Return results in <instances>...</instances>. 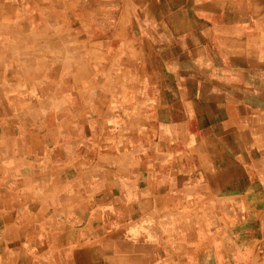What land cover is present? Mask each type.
<instances>
[{
	"label": "crops",
	"instance_id": "obj_1",
	"mask_svg": "<svg viewBox=\"0 0 264 264\" xmlns=\"http://www.w3.org/2000/svg\"><path fill=\"white\" fill-rule=\"evenodd\" d=\"M11 1L0 5V10H12ZM211 1L214 0H204V3L208 6ZM15 2L16 9L34 15L37 7L34 8L33 3L43 10L41 0H16ZM216 2H218L216 13L219 23L211 19V12L202 14L201 19L204 23L206 22L209 34L213 32L210 28L217 27L218 45L216 48L222 58L220 44L225 40L226 32L232 33L233 37L240 38L245 33L251 34L253 28L264 27V0H248L241 3L244 6L239 5L241 10L248 13L243 14L240 20L228 23L225 20L226 1L223 4L221 0ZM141 3H145L144 0ZM170 4L167 9L170 16L176 15L177 3ZM185 10L192 11V7ZM98 11L93 10L95 15L99 13ZM48 12L49 15H42V19L45 18L50 24V10ZM41 14L44 13L41 12ZM150 22L152 21H148L143 26L152 27ZM154 22L157 28L159 25L156 21ZM95 24L94 27L98 28L95 33L104 34L102 37H96L98 42L110 45L111 48L114 44L125 42L116 37L118 26L115 22L105 20ZM159 24L169 29V36L174 34V30L172 33L170 30L177 27V23L167 19H162ZM5 30L9 32L8 36L2 34V31L6 32ZM148 32H144V41L151 43L149 38L152 35L148 36ZM52 33L54 34L48 37L43 33L18 27L15 20H1L0 17V36L5 37H0V108L5 106L12 108L11 98L15 94L11 93H16L19 99L26 101V105L29 106L31 103L32 106L35 105V111L39 109L42 111L44 107V114L42 111V115L31 116L32 123L36 121L47 127L58 123V128L63 129V124L66 122L70 124L73 120L74 123H81L82 86L80 73L76 74L77 80L74 79L73 82L66 80L67 74L62 67L63 61H66V57L62 54L65 46L61 45L63 48L61 53L60 47L55 50L49 44L46 45V52H43L41 46H34L35 43H41L47 38L46 43H52L55 37L63 38L59 32L53 31ZM167 37L161 35L159 38L163 42ZM171 37L174 40L173 36ZM221 38L224 40H220ZM262 39L264 40V37ZM19 44H25L26 49H30L27 50L29 53L25 58L19 56L23 53ZM260 49L250 53L244 51L245 55L244 52L238 54V59L251 62H242L235 68L236 72L239 70L240 74H254L250 71L251 69L247 70V66H256L264 70V50ZM225 72L224 67L219 69L221 77L219 76L220 80L218 79L217 82L224 84L222 78ZM168 90L172 91V88ZM213 90L221 93V100L209 99L199 100V102L200 105L206 106L208 114H214L215 118H219L221 124H242L244 123L242 119L247 118L254 124H264L262 100L258 97L253 100V95H251L252 99L247 98V92L255 91L252 84L240 85L238 89L240 93L238 92L239 95L235 101L226 100V85L220 87V90ZM149 101L147 105L149 107L179 109L178 112H170V123H175L176 126H168V129L166 126L162 127L163 132L157 138V144L153 146L150 144L149 147L145 146L142 152L134 153L138 159L136 163L130 165L127 161H123L115 164V170L111 169L112 173L108 177L100 178L99 184L90 180L83 185L81 174L71 176V171L65 164L53 166L58 168V171L53 170L52 167L44 170L42 181L39 183L28 174L38 173L39 170L33 172L23 165L19 167L13 163L1 164V205L9 202L15 203L29 197L34 205L35 198L31 197V194L34 195V191H37L36 187L40 189L38 191H41L40 197L36 198L42 199L43 203H39L40 213L21 210L15 214L11 211L9 220L1 217L8 207H0V264H145L148 258L149 264H242V252H246V248H248L247 251L256 249L255 240L257 239L254 235L257 236L258 225L262 230L264 223V217L260 213L257 214L254 207L261 199L260 191L256 190L255 185L258 181L254 180L248 194L242 196L238 194V187L241 185L240 174L236 179L234 175H230L231 171L215 165L211 170L209 164L207 168H196L192 159L188 157L183 162L184 153L188 152L192 155L194 151V143H192L194 133H187L181 130V127L185 126L187 129V125L194 123L195 102L192 99L167 100L164 98ZM70 108L73 109V119L66 114V110ZM60 109H66L64 114H59ZM76 109L79 110L75 112ZM11 118L10 116L3 120L0 113V122L9 121ZM207 121L211 122L210 118ZM17 123L19 122L16 121L15 124ZM33 131H37L35 127ZM255 131L258 135V130ZM36 135L39 141L42 137L47 140L54 138L50 136L47 138L46 134L44 136L41 133ZM257 135L250 138L251 141L247 144L248 150L257 151L263 147ZM58 136L60 134L56 135V140L59 139ZM77 138L79 141L81 136L78 134ZM147 138L151 137L146 136L145 139ZM11 139L17 142L18 133L15 132ZM180 144L182 148H178ZM128 146L130 144L125 145V148ZM55 149L56 147H51L52 152L61 153ZM197 149L199 152L204 150L209 154L210 142L206 147L203 143L199 144ZM146 156L148 158L142 161L141 158ZM74 158L80 161L81 152L77 151ZM16 178L20 180L17 181ZM211 179L218 188V192L223 189L232 192L229 195L211 196ZM39 184L42 185L39 186ZM114 184L118 185L113 186ZM117 186L120 187V191ZM55 189L60 193L59 196L54 197L49 194L51 192L53 194ZM83 191L89 193L88 198L76 196L77 192L83 193ZM66 192L69 194L66 200L60 201L59 197L67 194ZM44 195H47L45 197L47 199L43 198ZM148 199V204H150L148 211L154 208L152 218L140 212ZM59 203L63 205L70 203L71 205L53 210V205ZM211 203L215 205L214 208L223 203L239 207V209L249 203L250 207L245 208L247 217H244L242 212L239 216L231 210H224L220 214L215 213L214 210L211 213ZM76 204H79L80 209L76 207ZM17 215L20 216L19 220L27 224L18 227ZM31 221L34 222L31 223ZM38 221H41L40 224ZM39 225L41 228L37 227ZM210 227L213 229L212 234H210ZM243 234L245 240L240 237ZM146 249L149 251H145ZM183 252L185 254H181ZM149 254L150 256H147Z\"/></svg>",
	"mask_w": 264,
	"mask_h": 264
},
{
	"label": "rangeland",
	"instance_id": "obj_2",
	"mask_svg": "<svg viewBox=\"0 0 264 264\" xmlns=\"http://www.w3.org/2000/svg\"><path fill=\"white\" fill-rule=\"evenodd\" d=\"M0 1L3 4L9 2V0ZM15 1L10 2L12 10H0L1 20H15L18 27L34 30L48 37L54 34L53 31L62 34L63 38L55 37L52 43H46L47 38L41 43H35L34 46H41L43 52H46V45L49 44L55 50L60 47V53L63 51L61 45L65 46V51L62 54L66 57V61H63L62 67L67 74V82L77 80L76 74L80 73L83 107L80 111V124L74 123L72 120L70 124L69 122L64 123L63 129L58 128V123L47 127L36 121L32 123L33 120H31V116L42 115V111L44 114V107L42 111L40 109L35 111V105L32 106L30 102L31 104L28 103L30 104L28 106L26 101L18 98L16 93H11L15 94L11 98L12 108L9 106L0 108L3 120L12 117L9 121L0 122V166L3 163H13L19 167L21 165L28 167L33 172L39 170L38 173H28L29 176L34 177V181L39 183L42 181L44 170L52 167L53 170L58 171V168L53 166L65 164L70 169L71 176L81 174L83 185L90 180L99 184L101 179L112 173L111 169L115 170V164L123 161H127L130 165L136 163L138 159L134 153L142 152L144 147H149L150 144L151 146L157 144V138L163 132L162 127L166 126L168 129V126L175 125V123H170V112H178L179 109L149 107L147 106L149 100H159L160 98L167 100L192 99L195 102L194 123L187 125V129L185 126L181 127V130L194 133L192 140L194 151L192 155L185 152L182 156L183 162L188 157V159H192L196 168H207V164H209L210 169L215 165L218 168L231 171L230 175H234L236 179L240 174L241 185L238 187V194L242 196L248 194V190L253 186V181L257 180L256 190L260 191L261 199L259 204L254 207L257 214L260 213L264 217V124H254L247 118L242 119L244 122L242 124L223 125L219 118L214 117V114H208L206 106L200 105L199 102V100L209 99L221 100V93L213 89L220 90L223 85H226V100L235 101L240 93L239 86L250 83L254 86L255 91L247 92V98L252 99L251 95H253V100L258 97L264 104V74H262L264 70H260L256 66H247V70L251 69L250 71L254 72V74L250 73L251 75L240 74L239 70L237 72L235 70L242 62H251L238 59V54L244 51L247 53L256 52L261 50L260 48L264 50V40L262 39L264 27L253 28L251 34L245 33L240 38L233 37L232 33L226 32L225 40L224 38L220 39L224 40L222 43L220 41L221 58L216 48L218 45L217 27L210 28L213 32L209 34L206 22L204 23L201 19L202 14L211 12V19L219 23L216 13L217 0L211 1L208 6L204 0H159L158 3L157 0H144L145 3H141L142 0H41L43 10L33 3L34 8L37 7L35 15L16 9ZM169 1L172 4L177 3L178 12L176 15L170 16L168 12ZM225 1L226 23L240 20L243 14L248 13L242 11L239 6L244 7L241 3L248 0H221L222 4ZM188 7H192V11L185 10ZM49 10L50 24L45 18L42 19V15H49ZM93 10H99V13L95 15ZM162 19L177 23V27L170 30L171 33L174 30V34L171 35L174 40L169 36V29L159 24ZM105 20L115 22L118 26L116 37H119L120 41L124 40V43L114 44L111 48L110 45L98 42L96 37H102L104 34L95 33L98 28L94 25L96 22ZM148 21H152L150 22L152 27L143 26ZM154 21L159 25L157 28H155ZM145 31H149L148 36L152 35L149 38L151 43L144 41ZM2 34L8 36L9 32L3 33L2 31ZM161 35L168 37L162 42L159 38ZM24 45L19 44V48L23 52L19 56L22 58H25L30 50L26 49ZM221 67L226 69L222 78L224 84L217 82L219 76L221 77L219 75ZM260 71L261 73H259ZM169 88H172V91L168 90ZM190 88H192L191 91ZM122 101L124 102L122 103ZM65 110L60 109L59 114H64ZM78 110L76 109L75 112ZM66 114L72 118L73 109H67ZM209 118L211 122L207 121ZM16 121L19 123L15 124ZM34 127L38 132L33 131ZM241 130L242 132H240ZM15 132L19 137L17 142L11 139ZM37 133L44 136L46 134L47 138H54L47 140L42 137V140L39 141ZM56 133L60 134L57 140L55 139ZM78 134L81 136L79 141ZM254 135L260 138L258 141L262 143L263 147L257 151H250L247 144ZM146 136L151 138L145 139ZM208 142H210L211 148L209 154L204 150L199 152L197 146L203 143L206 147ZM128 144L133 147L125 148V145ZM51 147H56L55 150L61 151V153L52 152ZM182 147L181 144L178 146V148ZM77 151L81 152L80 161L74 158ZM147 158L146 156L141 159L145 161ZM15 180L19 181L20 179L16 178ZM115 185L118 184L113 186ZM117 188L120 191V187L117 186ZM36 189L34 195L31 194V197L35 198L34 205L30 202V197L24 199L25 201L22 200L23 202L0 204V207H8V210L2 214V219L9 220L11 211H14L15 214L21 210L40 213L38 211L39 203L43 202L42 199L36 198L40 197L39 193L41 192L37 187ZM217 189L211 179V196L229 195L232 192L226 191V189L218 192ZM57 193L55 189L53 194L52 192L49 194L55 197L60 194ZM67 195L69 194L61 195L60 201L66 200ZM77 195L89 197V193L85 191L77 192ZM46 196L44 195L43 198ZM55 201L57 202V200ZM88 202L90 203V201ZM148 203L149 199L140 212L146 217L152 218L154 208L148 211L150 205ZM69 205L54 204L53 210ZM77 206L80 209L79 204H76ZM214 206L211 203V213L214 210L219 214L224 210H231L237 213L236 215L240 216L242 212V215L247 217L245 208L249 209L250 204L246 203L241 209L228 203L218 204L217 208ZM107 209L104 210L108 211L109 209ZM19 217L17 215L18 227L26 225L27 222L19 220ZM33 222L31 221V223ZM40 222L38 221V224ZM40 226L37 227L41 228ZM258 226L257 236L254 235V238L257 239L255 240L257 242L256 249L247 251L248 248H246V252H242V264H264V248H262L264 245V223L262 230H260V225ZM212 233L213 229L210 227V234ZM244 236L243 234L240 237L245 240ZM6 263H8L7 259Z\"/></svg>",
	"mask_w": 264,
	"mask_h": 264
},
{
	"label": "bare ground",
	"instance_id": "obj_3",
	"mask_svg": "<svg viewBox=\"0 0 264 264\" xmlns=\"http://www.w3.org/2000/svg\"><path fill=\"white\" fill-rule=\"evenodd\" d=\"M1 2V1H0ZM3 3L1 2L0 3V5H2ZM9 30V29H8ZM6 31V30H5ZM6 32H8V31H6ZM5 32V33H6ZM0 37H2V38H5L4 36H0ZM42 57V56H41ZM47 59V58H46ZM50 59V58H49ZM50 64V63H49ZM28 77V76H27ZM152 210V209H151ZM154 211V210H153ZM154 216V215H153ZM127 243V242H126ZM131 242H129V244H130ZM127 245V244H126ZM184 251H186L185 249H183ZM145 251H149V249H146ZM155 252V251H154ZM148 254V253H147ZM173 254V253H172ZM181 254H185V252H183V253H181ZM153 255H155V253L153 254ZM147 256H150V254L149 255H147ZM151 256H152V254H151ZM153 257V256H152ZM185 258V257H184ZM148 260V262H145V264H149V258L147 259Z\"/></svg>",
	"mask_w": 264,
	"mask_h": 264
}]
</instances>
